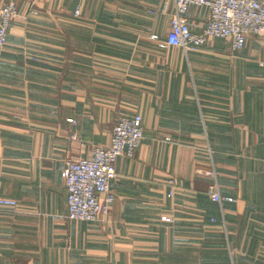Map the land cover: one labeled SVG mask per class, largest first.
<instances>
[{
    "label": "crops",
    "instance_id": "0c3cea01",
    "mask_svg": "<svg viewBox=\"0 0 264 264\" xmlns=\"http://www.w3.org/2000/svg\"><path fill=\"white\" fill-rule=\"evenodd\" d=\"M16 1L0 48V196L18 205L0 208V264H264V37L186 52L161 46L174 0ZM207 14L190 8L195 32ZM134 114L144 139L116 161L109 216L70 220L67 160ZM215 181L233 200L211 199Z\"/></svg>",
    "mask_w": 264,
    "mask_h": 264
},
{
    "label": "built area",
    "instance_id": "2783aa9c",
    "mask_svg": "<svg viewBox=\"0 0 264 264\" xmlns=\"http://www.w3.org/2000/svg\"><path fill=\"white\" fill-rule=\"evenodd\" d=\"M174 15L170 30L161 46H176L186 52L196 51L210 38H228L234 50L245 47L251 36L264 37V0H174ZM16 0H0V48L5 46L11 21L18 15ZM191 6L208 10L207 25L197 34L187 20ZM76 15H80L77 11ZM74 136H71L73 138ZM144 138L141 114L119 116L112 130L108 145L95 146L84 158L67 160L64 177L67 187L68 218L90 223L104 222L114 201L112 186L117 178L116 161L120 156L133 157ZM211 175L216 176L215 171ZM168 196H174L176 185L168 182ZM209 195L222 204L232 197L223 196L215 181L209 187ZM15 199L0 196V208L13 209Z\"/></svg>",
    "mask_w": 264,
    "mask_h": 264
},
{
    "label": "rangeland",
    "instance_id": "374dc122",
    "mask_svg": "<svg viewBox=\"0 0 264 264\" xmlns=\"http://www.w3.org/2000/svg\"><path fill=\"white\" fill-rule=\"evenodd\" d=\"M191 7H193V6H191ZM196 7H199V6H196ZM205 8V7H204ZM205 9H207V8H205ZM188 14H189V11H188V13L186 14V17H187V20H188V22H189V19H188ZM189 24H190V26H191V28H192V31L194 32V33H197V34H199V33H201L203 30H204V28L206 27H204L200 32H195L194 30H193V26H192V24L189 22ZM206 25H207V22H206ZM169 33V32H168ZM168 36V35H167ZM207 42V41H206ZM204 45V44H203ZM202 46V45H201ZM200 46V47H201ZM144 139V138H143ZM66 183V182H65Z\"/></svg>",
    "mask_w": 264,
    "mask_h": 264
}]
</instances>
